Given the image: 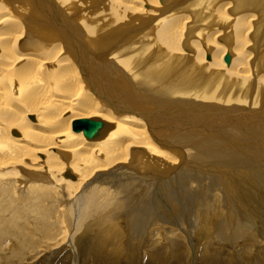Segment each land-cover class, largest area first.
I'll list each match as a JSON object with an SVG mask.
<instances>
[{"label":"bare ground","instance_id":"obj_1","mask_svg":"<svg viewBox=\"0 0 264 264\" xmlns=\"http://www.w3.org/2000/svg\"><path fill=\"white\" fill-rule=\"evenodd\" d=\"M198 169L250 184L264 241V0H0V244L114 209L142 235L151 198H209Z\"/></svg>","mask_w":264,"mask_h":264},{"label":"rangeland","instance_id":"obj_2","mask_svg":"<svg viewBox=\"0 0 264 264\" xmlns=\"http://www.w3.org/2000/svg\"><path fill=\"white\" fill-rule=\"evenodd\" d=\"M197 171L201 177L205 176L206 183L202 181L201 184H206L210 189V196L207 199L193 196L194 200L200 202L199 206L192 211L185 207L187 213L181 208L186 215L181 213L178 207L181 204L176 200L170 203L161 196L151 198L154 204L158 202L155 204L158 208L150 218H146L148 222L139 237L133 235L130 214L127 217L124 212L114 209L111 211L118 214L115 218L109 217V212L93 215L87 218L88 221H83L80 229H76L74 238L71 235L72 239L67 237L56 245H50L44 240L39 242V248L21 254L15 249V241L10 239L4 246L0 244V264H264V254L260 253V249H264V241L259 235L261 227L258 221L251 218L255 205L246 190L249 189L251 194L254 193L253 188L243 181L234 180L229 183L231 188L226 187V192L229 189L225 192L228 197L226 201L221 188L210 182L216 171ZM211 200H214L212 206L203 209ZM147 210L145 208L141 213L137 212V215H148ZM230 216L236 219L232 227L226 223L231 221ZM59 224L62 225V222ZM220 225L222 233L218 240L216 235ZM243 225L249 226L252 231L246 233V238H240L241 227L238 229V226ZM60 227V231H63ZM245 248L246 252L243 251Z\"/></svg>","mask_w":264,"mask_h":264},{"label":"water","instance_id":"obj_3","mask_svg":"<svg viewBox=\"0 0 264 264\" xmlns=\"http://www.w3.org/2000/svg\"><path fill=\"white\" fill-rule=\"evenodd\" d=\"M100 125V121L89 118H78L71 121V128L73 130L81 129L85 137L95 136Z\"/></svg>","mask_w":264,"mask_h":264}]
</instances>
